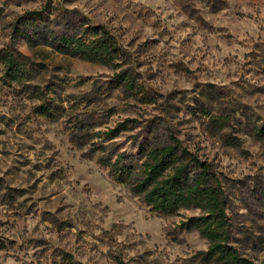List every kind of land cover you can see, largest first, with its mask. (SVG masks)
Here are the masks:
<instances>
[{
  "label": "rangeland",
  "instance_id": "1",
  "mask_svg": "<svg viewBox=\"0 0 264 264\" xmlns=\"http://www.w3.org/2000/svg\"><path fill=\"white\" fill-rule=\"evenodd\" d=\"M0 8V48L19 17L43 11L55 34L102 25L123 50L109 66L19 36L26 71L13 80L0 63V264H214L199 253L207 241L179 225L197 210L153 212L110 170L117 154L131 159L173 136L212 163L228 196L230 244L264 264V0ZM119 72L138 90L116 83ZM125 120L135 121L106 136Z\"/></svg>",
  "mask_w": 264,
  "mask_h": 264
},
{
  "label": "trees",
  "instance_id": "2",
  "mask_svg": "<svg viewBox=\"0 0 264 264\" xmlns=\"http://www.w3.org/2000/svg\"><path fill=\"white\" fill-rule=\"evenodd\" d=\"M47 22L43 11H29L13 24L9 44L0 48V63L8 78L18 79L26 71L28 58L15 48L19 36L28 41L37 37L61 52L109 66H114L123 56L116 36L102 25L81 22L79 28L66 27L62 33L55 34ZM26 29L32 33H27ZM115 82L127 91L138 90L130 76L123 72L116 75ZM39 109L43 113L50 112L44 105ZM128 121L135 120L119 123L108 130L106 136H116L126 129ZM108 161L114 179L128 184L132 193L140 196L151 211L165 215H176L181 209L198 211L179 225L182 229L197 231L207 241V249L199 252L204 262L253 264L230 244L229 201L220 175L211 162L202 159L176 137L142 144L134 158L119 153Z\"/></svg>",
  "mask_w": 264,
  "mask_h": 264
}]
</instances>
